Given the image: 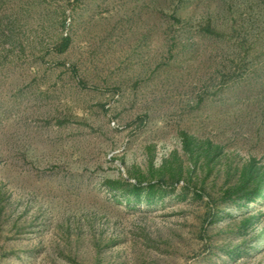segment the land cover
Segmentation results:
<instances>
[{"label":"rangeland","instance_id":"obj_1","mask_svg":"<svg viewBox=\"0 0 264 264\" xmlns=\"http://www.w3.org/2000/svg\"><path fill=\"white\" fill-rule=\"evenodd\" d=\"M0 264H264V0H0Z\"/></svg>","mask_w":264,"mask_h":264},{"label":"trees","instance_id":"obj_2","mask_svg":"<svg viewBox=\"0 0 264 264\" xmlns=\"http://www.w3.org/2000/svg\"><path fill=\"white\" fill-rule=\"evenodd\" d=\"M50 2H61L63 0H48ZM179 20V19H178ZM209 33L213 34L212 31H208ZM69 43H70V40L68 38H64L62 40V42L60 43V45L55 49V53H59V54H62L64 53L65 51H67L68 47H69ZM131 186V185H130ZM133 187V190L132 191H129L126 196L129 197V196H133L135 201L138 203L140 202L141 200V197L142 195H145L147 194L148 195V192L150 191V189L152 188L151 186H148L147 188H142L140 185H135V186H132Z\"/></svg>","mask_w":264,"mask_h":264},{"label":"built area","instance_id":"obj_3","mask_svg":"<svg viewBox=\"0 0 264 264\" xmlns=\"http://www.w3.org/2000/svg\"><path fill=\"white\" fill-rule=\"evenodd\" d=\"M111 124H112V126H115V123L114 122H112Z\"/></svg>","mask_w":264,"mask_h":264}]
</instances>
